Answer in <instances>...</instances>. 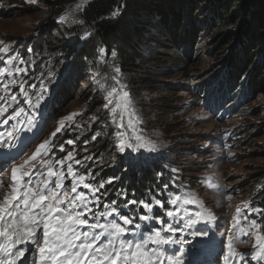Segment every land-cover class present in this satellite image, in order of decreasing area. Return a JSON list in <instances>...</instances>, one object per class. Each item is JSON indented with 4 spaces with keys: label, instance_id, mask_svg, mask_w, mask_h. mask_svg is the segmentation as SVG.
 Returning <instances> with one entry per match:
<instances>
[{
    "label": "rangeland",
    "instance_id": "374dc122",
    "mask_svg": "<svg viewBox=\"0 0 264 264\" xmlns=\"http://www.w3.org/2000/svg\"><path fill=\"white\" fill-rule=\"evenodd\" d=\"M58 1L0 0V41L9 47L7 54L0 53L4 56L0 67H8L13 73L17 66L28 68L26 76L0 77V96L17 95L20 106L27 108L19 92V83L24 82L33 97L41 79L48 85V94L40 108L29 110L34 111L33 125H18L20 130L8 137L6 133L16 124L15 120L8 118L17 105L12 103V107L0 117V120H8V123L0 121V133H5L0 137V145L7 144L13 137L16 145L15 148L9 146L13 155L0 159V181L6 185L0 188V201L11 191L12 166L28 159L38 145L51 139L57 146L53 149L55 158L63 157L67 151H74L76 159L91 156L92 159L84 163L92 166L95 182L117 178L111 185H106L107 195L102 196L100 211L106 210L103 203L113 200L119 207L126 200L151 202L159 199L164 201V208L154 209L155 216L159 217L166 210L175 208L167 203L170 199L183 198L191 193L200 203L185 205V209L192 213L200 210L202 204L211 213V219L198 223L194 229L165 233L184 241L182 253H179L180 245L152 246L158 247L165 255L179 253L181 264H224V245L231 234L235 237L234 247L243 253L249 264H264V261L250 259L255 239L250 233L244 234L249 232L253 219L261 225L259 231L264 233V89L257 87L253 93H246L244 87L237 91L239 95L228 99L234 100L232 104L225 99L220 104L213 103L217 84L225 80L229 66L224 59L227 54L219 52L220 36H210L205 16L198 18L196 29L202 44L201 54L182 58L176 45L166 41V33H156V44L142 38L139 41L140 38L134 36L133 42H140L142 57L134 62L136 66L127 69L122 63L121 51L100 41L96 28L81 18L90 0L80 8L77 5L81 0H70L62 5ZM61 15L67 16L66 21L59 20ZM138 19L146 23L149 16L141 12ZM85 32L91 35L82 39ZM100 48L107 50L105 55L101 56ZM113 50L117 53L115 57L111 55ZM158 52H164V55ZM9 57L15 59L6 64L4 61ZM20 60L25 63L20 64ZM255 61L262 63L257 58ZM117 67L121 69L120 73L115 72ZM49 72L53 73L52 77H48ZM12 79L17 81L16 85H10L14 93L4 94L2 85ZM33 84L37 85L36 89L30 87ZM113 87L117 88V97L122 91L129 92L135 111L134 127L127 126V112L123 115L125 127H118L121 110L116 114L111 112L115 99L108 108L104 107L107 102L104 97ZM64 90L67 95L57 105V98L52 97L58 93L60 96ZM72 113L77 115L71 122H66L64 130L52 137L58 122ZM97 133L99 135L93 141L91 137ZM121 138L133 146H125V151L119 152ZM69 139L76 143L67 145ZM60 143H65L64 153L59 152ZM138 144L144 147H137ZM153 144L155 150H151ZM43 158H53L52 152ZM109 166L114 174L105 173L110 170ZM74 167L83 173L77 165ZM144 169L149 170L143 172ZM41 171L46 169L41 167ZM134 172L147 174L146 180L139 176L141 182L133 183ZM70 183V179L64 181L66 190L70 191ZM212 184L219 185V189L211 187ZM81 190L87 192L78 189ZM122 193L125 195L121 196ZM228 196H231L230 200ZM248 201L251 208L261 212L246 211L248 219L245 220L243 216H237L235 210ZM120 213L133 217L148 214L136 206L120 207ZM87 218L95 222L91 216ZM114 219L120 222L116 217H101L100 222ZM164 219L184 228L178 218ZM136 224L141 228L136 229ZM126 227L129 233L125 238L135 242L159 225L155 221L145 223L136 219ZM194 231L207 232L208 235L195 236L191 234ZM33 249L34 246L28 245L26 264H35Z\"/></svg>",
    "mask_w": 264,
    "mask_h": 264
},
{
    "label": "snow or ice",
    "instance_id": "6c2138e0",
    "mask_svg": "<svg viewBox=\"0 0 264 264\" xmlns=\"http://www.w3.org/2000/svg\"><path fill=\"white\" fill-rule=\"evenodd\" d=\"M87 0H81L77 8L82 7ZM119 15V8L112 11L111 16ZM67 16L61 15L59 20L66 21ZM91 35L85 32L82 39H87ZM0 53L7 54L9 47L0 41ZM101 56L105 55L107 50L100 48ZM111 55L115 57L116 51H111ZM15 57H9L4 61L14 60ZM0 60H4V56H0ZM20 60V64H24ZM119 67L115 68L116 73H120ZM27 75L28 68L15 67L14 73L8 67H0V77L13 75ZM48 77H52L53 73L49 72ZM115 79V77H113ZM17 81L12 79L2 85L4 92H10V85H16ZM33 89L37 85H30ZM103 87V85H101ZM19 92L24 97V103L27 108L20 106L17 95L0 96V117L12 107V103L17 106L12 108V114L8 118L15 120L12 130L6 135L12 137L13 132L19 131L18 125H33L34 111L39 109L41 103L45 101L48 94V85L41 79L38 90L33 97L25 88V83H19ZM117 88L113 87L107 92L104 99L105 108L114 103L111 112L116 114L120 111L121 123L118 127H125L123 123V115L128 113V127H134L133 119L135 111L131 105L130 94L127 91L117 97ZM7 102V103H5ZM77 113H72L58 122V126L51 134L55 137L66 127V122H71ZM96 117H93L95 120ZM8 123V120H4ZM5 133H0V137ZM93 135L91 139L95 141L97 136ZM123 136V133H118ZM139 139V138H138ZM75 140L69 139L67 145H74ZM125 146L132 147L131 143H126L124 139H120L119 152L125 151ZM57 146L51 139L44 140L37 146L33 154L25 159L19 165L14 164L11 170L12 184L11 191L3 196L0 201V264H18L22 258H26V249L24 245H33V256L35 264H181V255L184 251L183 239H176L171 234L187 229H194L195 226L212 218L211 213L200 204V210L189 213L185 209V205H196L200 202L191 194H186L183 198L176 196L167 203L175 206L174 209L166 210L162 216H155L154 209L164 208V201L159 199L151 200H126V202L117 206V201L103 203L105 211H100L102 196L107 195L106 185H111L117 178L109 177L107 180L95 182L93 173L86 165V161L91 160V156H85L82 159H76L74 151H67L66 155L61 158H55L53 149ZM137 147H144L138 144ZM59 152H65V143H60ZM151 150H155V145L151 146ZM87 151V149H85ZM52 152L53 158L44 159ZM39 158V159H38ZM39 165V167H38ZM74 165L82 166L85 171L81 173ZM56 166H59L57 169ZM41 167L46 171H41ZM66 167V172H65ZM27 169V170H25ZM35 170V171H34ZM90 177L92 179L90 180ZM70 179V191L65 189L64 181ZM211 187L219 189V185L212 184ZM6 185L0 181V188ZM167 188V185L164 186ZM86 191H78V189ZM103 190V191H102ZM125 194H121L124 196ZM229 200L231 196L227 197ZM90 205H94L91 207ZM129 206L143 208L148 214H139L135 217L120 213V207L125 209ZM237 216H243L248 219L246 211L261 212L259 209L251 208L250 201L243 202V207H236ZM183 212V216L180 213ZM91 216L95 222H90L87 218ZM116 217L107 223H101L100 218ZM164 217L178 218L182 222L184 228L166 222ZM236 217H234L235 219ZM140 220L145 223L155 221L159 227L149 229L148 235L143 239L135 242L127 240L125 237L129 233L128 225H132L134 220ZM122 222V223H121ZM261 225L255 219L250 221L249 232L244 233L254 237L255 242L252 245V253L250 259L252 261H264V233L260 232ZM136 229H140L141 225L136 224ZM243 232V229H241ZM195 236H207V232L194 231L191 233ZM235 237L229 235L227 243L224 245L226 251L223 256L224 264H249L248 259L234 247ZM163 245H180L179 253L174 255H165L158 247Z\"/></svg>",
    "mask_w": 264,
    "mask_h": 264
},
{
    "label": "trees",
    "instance_id": "16d2710c",
    "mask_svg": "<svg viewBox=\"0 0 264 264\" xmlns=\"http://www.w3.org/2000/svg\"><path fill=\"white\" fill-rule=\"evenodd\" d=\"M69 1L58 2L62 5ZM117 8L122 14L112 17V11ZM141 12L149 16L148 22L138 19ZM200 16L206 17L205 24L210 36H220L222 43L219 52L227 54L224 59H227L229 66L227 77L217 84L213 103L220 104L222 99L227 101L239 95L236 93L244 87L246 93H253L257 87L259 90L264 89V0H90L81 18L96 28L100 41L121 51L122 63L129 69L136 66L134 62L142 57L140 42H133L134 36L139 37V41L142 38L156 44V33H166V41L176 45L182 58L201 54L202 44L196 31ZM164 49L167 51V46ZM158 54L164 55V52ZM256 58L262 60V63H257ZM66 90L60 96L58 93L52 97L57 98V105L67 95ZM242 98L244 100V96ZM228 101L231 104L234 102L233 99ZM77 167L85 171L84 167ZM87 167L90 169L92 166ZM109 169L105 173L114 174L111 166ZM148 170L144 169L143 172ZM134 176L133 183H140L138 177L141 176L145 181L147 174L135 173Z\"/></svg>",
    "mask_w": 264,
    "mask_h": 264
},
{
    "label": "bare ground",
    "instance_id": "6f19581e",
    "mask_svg": "<svg viewBox=\"0 0 264 264\" xmlns=\"http://www.w3.org/2000/svg\"><path fill=\"white\" fill-rule=\"evenodd\" d=\"M9 153V147H1L0 148V159L4 158ZM3 238H0V242H2ZM33 248V245H31ZM26 249V258H22L21 261L18 262V264H26L27 261V254H28V245L23 246Z\"/></svg>",
    "mask_w": 264,
    "mask_h": 264
}]
</instances>
